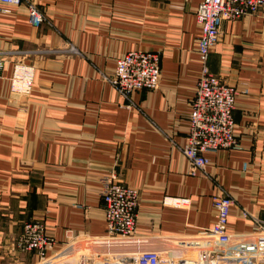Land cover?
Returning a JSON list of instances; mask_svg holds the SVG:
<instances>
[{
	"label": "crops",
	"instance_id": "obj_1",
	"mask_svg": "<svg viewBox=\"0 0 264 264\" xmlns=\"http://www.w3.org/2000/svg\"><path fill=\"white\" fill-rule=\"evenodd\" d=\"M29 1L43 20L32 25L25 5L9 7L0 13V48L54 53L24 60L33 66L27 96L11 90L13 57L0 70V264H31L33 255L11 244L34 219L58 246L66 230L72 239L104 235L100 178L113 171L139 193L135 235L150 239L133 252L160 253L166 236L212 227L218 189L235 201L228 232H250L242 211H264V9L225 23L209 52L210 72L243 91L233 112L240 148L208 155L192 177L180 147L200 76L201 0ZM131 50L158 53L161 77L157 90L127 101L107 79Z\"/></svg>",
	"mask_w": 264,
	"mask_h": 264
},
{
	"label": "built area",
	"instance_id": "obj_2",
	"mask_svg": "<svg viewBox=\"0 0 264 264\" xmlns=\"http://www.w3.org/2000/svg\"><path fill=\"white\" fill-rule=\"evenodd\" d=\"M20 5H25L30 23L38 26L43 13L29 0H0V13L5 14L9 7ZM263 9L264 0H201L197 5L195 22L200 31L197 46L200 76L190 104L185 144L180 147L188 160V174L192 177L204 172L210 161L208 155L240 148L233 132V112L236 97L243 91L210 72L209 52L218 43L225 23L258 14ZM32 53L54 51L0 48V70L11 57L14 58L10 87L22 96L30 94L32 89L33 66L24 62ZM160 77L158 53L131 50L116 59L113 75L107 81L119 96L128 101L134 91L157 90ZM245 168L243 164V170ZM100 195L106 229L104 235L72 239V231L66 230L67 239L58 246L47 233L44 222L34 219L22 225L20 234L12 241V252L32 254L31 264H264V211L261 216L242 211L243 217L252 222L253 229L247 233H229L227 222L235 201L222 189L215 191L211 198V207L215 211L212 227L201 228L190 235L166 236L164 244L168 246L160 253L132 251L150 239L135 235L139 200L136 188L123 184L113 171L100 178ZM169 202L181 207L188 200L172 199ZM117 244L124 245L121 247L125 248L124 252L117 251Z\"/></svg>",
	"mask_w": 264,
	"mask_h": 264
},
{
	"label": "rangeland",
	"instance_id": "obj_3",
	"mask_svg": "<svg viewBox=\"0 0 264 264\" xmlns=\"http://www.w3.org/2000/svg\"><path fill=\"white\" fill-rule=\"evenodd\" d=\"M106 261H113L112 259H107ZM100 262H102V260H100Z\"/></svg>",
	"mask_w": 264,
	"mask_h": 264
}]
</instances>
